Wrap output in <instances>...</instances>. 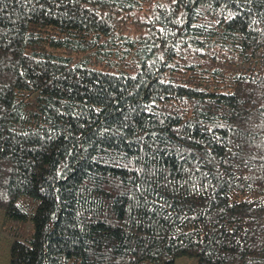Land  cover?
I'll return each instance as SVG.
<instances>
[{"label":"trees","instance_id":"trees-1","mask_svg":"<svg viewBox=\"0 0 264 264\" xmlns=\"http://www.w3.org/2000/svg\"><path fill=\"white\" fill-rule=\"evenodd\" d=\"M8 264H264V0H0Z\"/></svg>","mask_w":264,"mask_h":264},{"label":"rangeland","instance_id":"rangeland-1","mask_svg":"<svg viewBox=\"0 0 264 264\" xmlns=\"http://www.w3.org/2000/svg\"><path fill=\"white\" fill-rule=\"evenodd\" d=\"M2 210H0V220L2 216ZM10 241L0 236V264H8L9 260ZM173 264H197L196 259L190 256L177 257Z\"/></svg>","mask_w":264,"mask_h":264}]
</instances>
